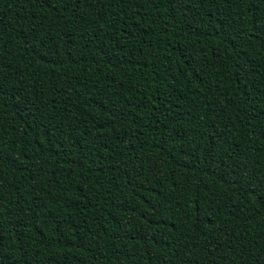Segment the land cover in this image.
Masks as SVG:
<instances>
[{"label":"trees","instance_id":"16d2710c","mask_svg":"<svg viewBox=\"0 0 264 264\" xmlns=\"http://www.w3.org/2000/svg\"><path fill=\"white\" fill-rule=\"evenodd\" d=\"M0 264H264V0H0Z\"/></svg>","mask_w":264,"mask_h":264}]
</instances>
